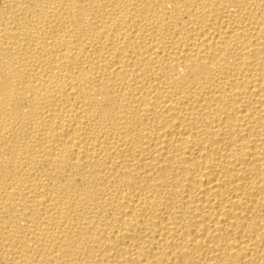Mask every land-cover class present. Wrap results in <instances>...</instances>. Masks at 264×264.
<instances>
[{
	"label": "bare ground",
	"instance_id": "6f19581e",
	"mask_svg": "<svg viewBox=\"0 0 264 264\" xmlns=\"http://www.w3.org/2000/svg\"><path fill=\"white\" fill-rule=\"evenodd\" d=\"M0 264H264V0H0Z\"/></svg>",
	"mask_w": 264,
	"mask_h": 264
}]
</instances>
